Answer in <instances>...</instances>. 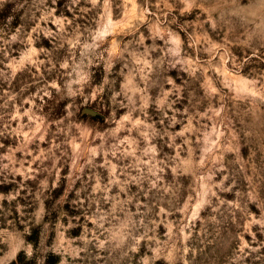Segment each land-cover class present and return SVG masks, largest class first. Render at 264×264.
<instances>
[{
	"label": "rangeland",
	"instance_id": "rangeland-1",
	"mask_svg": "<svg viewBox=\"0 0 264 264\" xmlns=\"http://www.w3.org/2000/svg\"><path fill=\"white\" fill-rule=\"evenodd\" d=\"M0 264H264V0H0Z\"/></svg>",
	"mask_w": 264,
	"mask_h": 264
}]
</instances>
